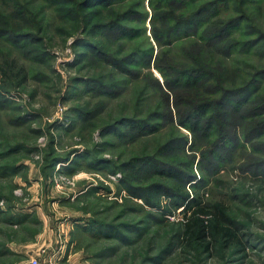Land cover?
I'll return each instance as SVG.
<instances>
[{
    "label": "rangeland",
    "instance_id": "1",
    "mask_svg": "<svg viewBox=\"0 0 264 264\" xmlns=\"http://www.w3.org/2000/svg\"><path fill=\"white\" fill-rule=\"evenodd\" d=\"M18 1H28L50 25L37 33L17 0H0V26L11 19L39 37L26 45L0 38V66L7 70H0V264H19L17 246L44 227L67 240L64 258L71 259L62 264H264V0L243 1L248 18L228 41L241 37L248 47L233 51L230 43L209 45L191 36L200 22L182 26L160 45L150 0H126L122 9L140 3V13L123 22L137 29L124 37V48L109 32L91 36L94 44L81 42L121 55L147 51L123 68L75 44L87 36L82 21L95 2L76 20L44 9L41 0ZM236 1L222 5L219 16L237 13ZM174 9L186 13L189 6L178 1ZM157 58L172 69L201 63L217 75L196 86L183 80L178 97L188 102L216 95L209 86L216 80L236 91L255 70L262 73L252 88L231 95L223 110L211 108L209 115L222 114L225 124L206 133L179 124L177 98L168 100ZM20 67L30 71L27 80L18 75ZM184 192L196 199L190 208ZM217 204L225 216L220 226L232 237L208 233L207 248L185 230L197 228L198 208L215 222ZM46 255L48 249L32 257L43 263Z\"/></svg>",
    "mask_w": 264,
    "mask_h": 264
},
{
    "label": "trees",
    "instance_id": "2",
    "mask_svg": "<svg viewBox=\"0 0 264 264\" xmlns=\"http://www.w3.org/2000/svg\"><path fill=\"white\" fill-rule=\"evenodd\" d=\"M41 1L43 2L44 9H51L52 11L59 10L61 11L62 15L66 14L64 16H67V18H76V20H78V18H81V9L83 10L88 6L89 3L95 2L96 6L85 13V17L82 21L83 32L85 33V36L87 35L88 37L86 36L82 39H77L75 43L77 46L81 44L88 50H93V57L95 59H97V57L104 56V62L107 65L123 68L124 65H136L138 63L139 56L141 54H147L146 50L142 51L144 49L140 51L139 49H134L131 51L129 50L125 52V54L121 55L119 51L111 52L108 49L98 47V44H96L97 46H93L88 43H81L82 40L85 39L87 42L94 44L91 39L93 36H95L99 32H109L116 36V38L118 36V39H120L119 42H121L120 48H124L126 46L125 43L122 42L124 40V37L133 35L137 31V29H133L131 26L125 25L123 22L130 20L132 16L138 15L140 13L136 8L137 6H140V3H137L134 9H122V6L127 4L126 0ZM178 1H185L187 3L189 9L186 13H176L174 8H176ZM228 1L229 0H150V5L154 10L152 19L154 17H158L157 22H163L164 25L163 27H158V25H156L157 22L153 23V36L155 41L158 44L162 45V42H164V38L166 36H173L182 26L191 24L193 22H200L201 26H199L193 33L190 34L191 36H194L196 40L205 41L209 45L211 44V42L216 41H220V43L222 44L223 42L224 44L230 43L229 49L232 51L239 50L238 48L240 46H242V49H246L248 46L245 47L241 37H239L237 40L232 38V42L228 41L229 33L231 32V30L233 28H240L242 23L246 20V18H248V15H246L244 8V0L236 1L235 7L237 9V13H235L234 15L228 16L226 18L219 16L221 6L226 4ZM16 3L17 8L21 13H29L31 15V20H33V25L35 26L37 33H44L47 30V27H49L50 25V19H47L45 23H42V18L38 19L37 13H34L29 8L28 1L21 2L17 0ZM168 3L170 4L169 6L165 5ZM69 4L70 7L67 6ZM113 4L118 5L117 10H115V6ZM206 13L210 14L208 15V17L203 18L204 14ZM0 15L5 16L1 11ZM166 21L167 23L171 22L169 25H167V28H165ZM64 22H68V20L66 19L64 20ZM37 33L22 32V30H19L18 27L15 26L11 19H5L4 26H0V38H4L8 41L14 38L18 44L19 42H23L21 44L24 45L28 43H38L39 39L37 38L39 37ZM10 36L13 38H11ZM149 39L150 38L146 36L145 41L150 43ZM251 46L252 45H250L249 48ZM123 51L124 49L121 50V52ZM162 62V60L157 58L154 65L163 76L164 82L160 79H156L155 81L158 85V89L160 90L163 89V85L167 86L166 88H168V92H165V94L168 97V100H170L171 94H174L177 98L176 107L177 109H179V111L176 113H178L179 115V124L188 127L193 131L197 130V128L200 126L206 133H208L213 129L214 126L218 124L219 131H222L225 124V121L220 118L222 117V114L218 113L213 117L209 115L208 112L211 110V108L216 106L218 108V110H216L217 112L223 110L226 107L227 99L231 95H234L238 91H246L252 88V86L255 84L256 78L259 77L262 73H260V71H258L257 73V70H255L253 74L243 82L245 84H242L243 86L241 85L242 87L236 89V91H234L233 89L230 90L226 87L224 88L223 83L219 80L211 83L209 86L216 88L215 92L217 91V94L220 92V90H222L220 94L223 93L220 97V100L217 102V105L216 103H213L216 100L217 94L211 96L206 95V98L202 100H198L199 97L197 99L192 98L190 99L189 103V99L186 98L185 100L182 98L183 96L181 98L178 97L180 94L178 93L179 91L177 90V86L180 85L183 80L186 84L196 86L199 84V82L201 83L205 76L208 77V80H212L213 78H217V75L214 73V71L207 69L205 65L201 63L198 64L197 62L196 65L198 66V68L191 67L189 69H172L170 66H167ZM0 70L7 72V70L3 66H0ZM33 71L34 69H31L32 73ZM29 73V70H26L24 67H20L18 75L24 78V80H27ZM91 80L92 82H95L94 79H89L88 82H90ZM161 82H163V85L161 84ZM246 103L247 101H243L239 106L241 107ZM186 104L192 106V108L188 112H184L186 110ZM181 197L184 201H187V204H185V208L188 206V203H190V205L187 208H190V206H192V203L196 202V199L192 198L190 193L188 192L182 193ZM216 208L219 210L220 216L217 217L218 219L216 218L215 222L213 221L212 223H209V221H206L203 216L209 213H207L204 208H198L197 211H194V215L199 216V221L196 223L197 228L193 230V233L191 234L189 229L185 230V233L190 236L191 240H196L201 244L203 243L207 248L209 247V244H211V242L207 240L208 233H212V236L214 234L216 239L218 236L232 237V234L229 231L230 229H227V227L225 226H220V222H223V220H225L224 218H222V216H224V213L219 204H217ZM192 219L194 218L192 217L191 221Z\"/></svg>",
    "mask_w": 264,
    "mask_h": 264
},
{
    "label": "crops",
    "instance_id": "3",
    "mask_svg": "<svg viewBox=\"0 0 264 264\" xmlns=\"http://www.w3.org/2000/svg\"><path fill=\"white\" fill-rule=\"evenodd\" d=\"M36 238L34 240L23 241L20 246H17V253L21 255V261L19 264H29L30 260L33 258L32 255L35 254L38 257L42 255V252L48 249L47 257H50L54 251H56L60 245V241H67L57 235L56 229L53 227H44L42 233H37ZM28 248V249H25ZM65 257V252H64ZM65 259V262H68L71 259V256L68 254ZM41 258V257H40ZM41 260V259H40ZM64 262V263H65ZM63 263V261L61 262ZM42 264H49L45 259Z\"/></svg>",
    "mask_w": 264,
    "mask_h": 264
},
{
    "label": "built area",
    "instance_id": "4",
    "mask_svg": "<svg viewBox=\"0 0 264 264\" xmlns=\"http://www.w3.org/2000/svg\"><path fill=\"white\" fill-rule=\"evenodd\" d=\"M65 243L63 241H60V245L56 251L50 256H45V259L48 261L49 264H62L65 252ZM29 264H42L41 260L37 257H34L30 260Z\"/></svg>",
    "mask_w": 264,
    "mask_h": 264
}]
</instances>
